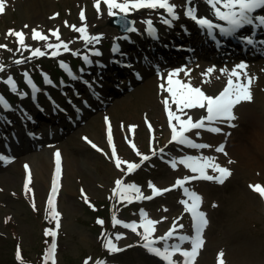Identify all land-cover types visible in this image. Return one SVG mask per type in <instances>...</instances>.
I'll return each instance as SVG.
<instances>
[{
  "label": "rangeland",
  "instance_id": "rangeland-1",
  "mask_svg": "<svg viewBox=\"0 0 264 264\" xmlns=\"http://www.w3.org/2000/svg\"><path fill=\"white\" fill-rule=\"evenodd\" d=\"M172 1L176 4L182 3L181 0ZM93 4L94 0H6L5 12L0 14V45H7V49L0 48V65L5 66L0 74V94L9 97L15 94L5 82L10 76L15 81L16 88L19 83L21 84L17 95L20 98L25 96L24 90L28 87L25 73L29 77L33 70L38 68L32 61H38L40 66L52 67L59 62L58 58L65 56L58 58L50 56L52 50L45 47L46 42L33 39V29L47 35V43L53 44L58 41L49 30L59 29L60 39L68 42L71 50L86 54L87 48H92L93 45H88L86 48L83 40L79 38L80 34L71 28L72 25L79 27L82 23H86L88 33L102 36L100 42L106 46L104 53L108 54V48L111 47L112 42L120 38V32L110 24L112 16L108 14L107 7L101 4V10L98 13ZM82 8L85 9L86 21L84 22L80 19ZM151 11L152 9L134 11L133 17L139 22L143 18L144 24V19L150 16ZM65 21L68 26H65ZM136 25L140 26L139 23ZM9 29L23 31L27 47L19 45L15 36L6 35ZM94 47L99 48L101 45L96 44ZM18 48L19 51H17ZM36 48H40L47 54L33 57L32 50ZM68 56L69 54L66 55L67 58ZM78 57L82 58L81 55ZM257 59L258 61L251 66L257 69L256 72L261 76L264 73V57ZM16 60H24V62L15 63ZM251 61L250 59L243 62L249 64L245 70L247 73L251 69ZM222 63L226 69H232L227 66V61ZM17 64L20 66L17 67ZM178 68H184L188 73L185 75V72H181L179 76L181 80L190 81L194 87L204 88L208 94L216 93L228 79L225 74L220 78V82H213L212 73L218 75L219 71L203 76L202 73H205L207 69L200 63L184 62L174 67V69ZM92 69H94L92 72L96 71L94 74L96 76L100 68L95 66ZM169 70L166 69V72L151 70L148 76L144 71V79L124 88L115 98L104 102L99 109L89 112L78 124L65 128L56 140L46 143L39 141L42 145L37 149L30 150L23 147L25 150H22L16 161L9 165H0V264H21L16 259L14 245L17 239L12 238V230L17 231L19 241L24 245L29 260H35L40 252L41 239L44 235L46 236V230L49 229L60 232L58 264H84L89 257L92 258L89 260L90 264H96L97 260L103 261L104 264H162L141 249L139 244L141 235L139 237L136 232L123 227L122 224L115 225L109 234H106L103 226L95 227L90 222L93 215L79 199V192L81 188L85 189L87 196L101 204L109 200V194L113 192L118 177H125V184L144 185L142 192L149 194L153 192L148 186L149 182L159 189L171 188L177 178L191 174L189 169H184L182 166L172 170L161 164L157 155H152L153 143L156 144L158 151L161 148H168L166 146H168L170 128L163 102L165 98H168L171 109L176 111L170 95L159 87L165 82L160 79L159 74L166 77ZM105 73L109 74L111 70H106L101 75ZM131 76H133L132 73ZM250 90L253 97L251 102L256 103L258 98L260 108L264 110V97L259 96V94L264 96V91L255 92L251 87ZM184 111L194 120L201 114L200 109ZM240 113L238 115L236 112V119L233 122L237 128L244 125L243 116ZM65 121L63 118V122ZM109 126L112 144L118 145V151L122 153L120 159L137 163V159H141L136 154L138 150L141 154L150 156L151 160L146 167L125 174L126 164H122L120 169L115 166L109 149ZM130 126L135 127L130 129ZM33 128L38 129L43 136L48 135L37 125H32L31 130ZM226 129L229 130L231 127L228 125ZM226 135V133L222 136L212 135L206 141L210 147L190 152L198 157H214L215 163L232 170V176L222 184L211 181L200 182L193 186L200 194L208 220V225L203 232L204 245L200 249L195 264H218V253L221 251L224 252L225 264H264V204L259 194L249 187L255 184L264 185V162H251L246 166L239 157L229 152L228 143L224 146L225 151L228 150L227 155L217 152L215 149ZM88 140L101 151L93 148L87 142ZM133 144L135 149L132 147ZM171 150H174L173 153L176 151L174 148ZM57 151L61 157L62 177V187L55 197L60 208L59 230L54 227V223L51 226L50 223L43 224L40 220V215L45 217L49 208L46 199L51 193ZM43 158L50 160L51 169H48L47 174L41 175L40 164ZM229 160L233 163H229ZM25 165L28 166L27 170ZM209 170L212 171L211 168ZM29 171L31 192L26 194L24 184ZM185 199L187 198L182 192L176 189L174 192L148 202L136 199H133L131 203L120 201L116 217L124 223L134 222L131 220L135 219L140 221L141 209H143L144 213H149L148 216L159 221L157 228L160 235H164L176 221L179 224L181 219H183L182 224L186 225L184 233L192 235L191 213L185 210V205L182 203ZM136 223L139 224V222ZM139 230L143 229L138 228L137 231L140 232ZM180 231L182 229H179ZM117 233L122 235L120 240H115ZM105 235L111 236L123 251L110 253L104 247ZM175 242L177 241H168L169 244ZM183 245L191 247L188 242ZM174 259L180 264L183 257L177 254Z\"/></svg>",
  "mask_w": 264,
  "mask_h": 264
},
{
  "label": "snow or ice",
  "instance_id": "snow-or-ice-1",
  "mask_svg": "<svg viewBox=\"0 0 264 264\" xmlns=\"http://www.w3.org/2000/svg\"><path fill=\"white\" fill-rule=\"evenodd\" d=\"M5 2L6 0H0V14L5 12ZM203 2L208 5L211 15L215 17L216 21H222L223 23L214 22V20L209 19L208 16L198 15V7L195 4V0H185L184 5V15L188 19L192 20L196 25H198L202 29H206L209 35H214V30H218L219 33L231 36L237 33L239 30L244 28L245 26H251L254 23L258 22L260 26H264V15H253L257 12V10L264 9V0H203ZM101 4L105 5L108 9V14L110 16L121 15L122 23L130 24L131 26H127L125 28L126 32H134L137 29L134 27V22L127 21L126 17L133 11H139L141 9H152V10H163V14L161 15V23L168 25L169 27L173 26V22L178 20L179 14L177 12V5L172 3V0H94L93 6L96 8L99 13L101 10ZM58 15V14H57ZM80 19L82 22L86 21L85 9H81ZM146 24V32L148 35L153 38L157 37V31L153 26L152 21L146 20L144 21ZM65 26L67 25V21H65ZM25 27H28L25 25ZM72 30L78 32L80 34V39L83 40L86 48L88 45H93L92 48H87L86 54L82 56L83 61L86 64H91L93 61L90 59L91 55L99 56L102 53L98 48L94 46L100 42L102 39L101 35H92L88 33L86 23H82L81 26L77 27L75 25L71 26ZM49 32L52 36L56 38L58 43H47L48 36L38 31L37 29L32 30L33 39L39 41H45V47L47 49L52 50L51 55L53 57L60 55V50L63 49L65 52H71L72 50L69 48L68 42H64L60 39L59 29L52 30ZM6 35L15 36L17 38V43L21 46L27 47L25 45L24 33L23 31H16L13 29H9ZM127 36L120 37L117 39H127ZM243 39L248 43L252 44L253 39L251 37H243ZM261 43H264L262 41ZM0 48L7 49V45H0ZM20 49L18 48L17 51ZM112 52L118 53L120 52V46L118 43L114 44ZM47 53L42 51L40 48H36L32 50V56H43ZM73 55H79V52H72ZM24 60H16L15 63H23ZM60 66L68 72L69 76H72L74 79L76 78L69 65L65 62L61 61ZM4 65H0V71L4 70ZM247 65L243 62L236 64L231 70L226 68L220 69V71L224 74H227L228 79L226 86L222 91L219 92L218 95L211 96L205 94V92L200 87L192 86L191 82H185L179 78L181 72H185L187 75V71L184 68L174 69L167 73L165 77L163 74H159L161 80L165 81L159 85L162 91H166L170 97L172 103L176 106V111L174 112L169 106L168 98L164 99L165 110L168 115V122L171 128V140L169 143H177L180 145H185L194 149H203L208 148L210 145L204 143H196L188 134L192 133L193 130H207L213 133H219L222 131L220 127L215 125L227 123L231 127H235L232 123L236 119L233 109L235 106L239 105L242 102H251L253 97L250 90V85L252 81V77L248 76L245 71ZM216 69L215 67H211L207 69L205 73H202L203 76H208ZM139 78V74L137 73ZM245 77L247 82L242 81L241 77ZM25 77L27 79V83L31 85L33 94L39 91L36 86L32 83L31 79L25 73ZM6 83L9 84L12 91H17L15 81L12 77H8ZM45 82L51 83V80L45 74ZM207 82V81H206ZM0 105H2L5 109L10 108L8 102L4 99L2 95H0ZM200 108L206 111V115L200 117L197 120H194L193 117L188 116L185 113V109H193ZM187 117L186 119L183 117ZM107 121V118H105ZM175 121V123H174ZM135 126H130V129ZM151 129V125H149ZM195 135L199 136L200 132L196 131ZM87 140V138H85ZM108 141L112 144V135L111 129L109 126L108 131ZM92 145L93 148H97V146L92 143V141H87ZM133 149H135V145H132ZM98 151H101L97 148ZM217 152L224 153L227 155L224 149V145L220 144L216 149ZM161 153L164 152V149L161 148L159 150ZM137 156H140L141 163L150 159L149 155H143L138 150L136 151ZM152 155H156V151H152ZM111 157L114 159L115 166L120 169L122 164L127 165V173H131L140 167V164L132 163L128 161L121 160L116 153V149L113 146ZM56 159V168L55 175L52 181L51 193L48 198L49 205V217L51 220L56 222V229L59 228V216L60 213L56 210L55 205V197L58 192V179L61 175V157L59 151L55 153ZM0 160L5 162H10L9 158L4 155H0ZM182 164L186 168L190 169L193 175L185 176L183 179H177L176 183L172 185V188L175 187H184V184L191 180L203 179V180H215L218 183H224V181L232 174L230 169L227 167H223L214 162V157H198V156H184L179 160L173 158L170 161L171 167L176 168L177 164ZM229 163H233V161L229 160ZM26 170L28 166L25 165ZM211 168L214 173H218V175H209L207 169ZM31 182V173L28 172L27 179L24 184L26 194L31 192L29 188V184ZM149 188L152 189V196H144L141 192L140 188L134 184H125L122 179H117L115 181V187L113 188V197H118L120 201H127L129 203L132 202L133 199L136 200H150L155 195H159L162 192H167L172 190L171 188L159 189L152 182H149ZM253 191L258 193L261 197H264V186L260 184L249 185ZM82 194H83V190ZM185 196L188 198L182 203L185 205V210L191 213L192 217V227L193 234H179L178 228L182 229L183 225L173 223L172 227L167 230V232L159 237H154V233L156 231L155 225L159 223V221H155L147 218V214L144 213L143 209H141V221L137 224L135 221L131 223H124L123 221L116 218L113 215V226L117 224H122L123 227L131 229V231L136 232L138 235H141L142 246L154 256L160 258L164 264H178V261L174 259V257L179 254V256L183 257L182 262L180 264H195L196 258L199 255L200 249L204 245L203 232L204 229L208 225V220L206 214L199 209V205L201 202V197L195 193L194 191H190L188 188L184 187ZM134 194V196H133ZM85 202H88V198L86 194H84ZM189 201L191 203L189 204ZM33 208H35V204L33 203ZM97 223L103 225L104 221L102 219L97 220ZM138 228H142L143 232L140 233L137 231ZM47 236L53 237L51 245L48 247L44 254V264H48L51 261V264H56L55 261V253L57 244L55 241V237L57 235V231L53 229L46 230L45 233ZM104 235V234H102ZM122 235L117 233L115 236V240H120ZM169 240H175L177 242L169 244ZM162 242V246H157ZM185 242L190 243V248L182 247ZM104 247L110 252H120L123 249L119 248L117 244L114 242L111 236H104ZM131 247V245H129ZM16 259L19 261L22 259L21 251L19 247H17ZM92 258L89 257L84 261V264H89V260ZM96 264H104L103 261L97 260ZM218 264H225L224 260V252L221 251L218 253Z\"/></svg>",
  "mask_w": 264,
  "mask_h": 264
},
{
  "label": "bare ground",
  "instance_id": "bare-ground-1",
  "mask_svg": "<svg viewBox=\"0 0 264 264\" xmlns=\"http://www.w3.org/2000/svg\"><path fill=\"white\" fill-rule=\"evenodd\" d=\"M195 4L198 7V15L210 16V9L208 5L203 2V0H195ZM157 42L162 43L160 40ZM201 54L203 57L210 54L208 46L201 48ZM251 71L252 73L248 74V76L252 77L250 87L253 86L255 92L261 90L264 91V73L258 77L254 68L251 69ZM223 75L224 73L220 71L218 75L214 76V81L219 82ZM245 81L247 82V80ZM258 82L260 83L258 84ZM254 96L258 95L254 94ZM259 96L264 97L262 94H259ZM239 105H241V103ZM240 109L244 125L241 128L239 127L233 129L231 131L232 134L225 138L226 141H231V143L229 142L227 144L229 152H231L235 157H239L242 163L246 166H248L251 162L261 161L262 163L264 162V110L260 108L258 98L256 103H243ZM200 132V138L204 141V139L207 138V133H203L202 131ZM50 164L51 163L48 158H43L41 160V175L42 173L47 174L48 169H51Z\"/></svg>",
  "mask_w": 264,
  "mask_h": 264
},
{
  "label": "water",
  "instance_id": "water-1",
  "mask_svg": "<svg viewBox=\"0 0 264 264\" xmlns=\"http://www.w3.org/2000/svg\"><path fill=\"white\" fill-rule=\"evenodd\" d=\"M117 19H118V18H117ZM117 19L113 20V22H112V23H113V24H115V23L117 22Z\"/></svg>",
  "mask_w": 264,
  "mask_h": 264
}]
</instances>
